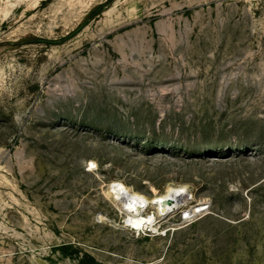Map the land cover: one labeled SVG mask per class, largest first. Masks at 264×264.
I'll list each match as a JSON object with an SVG mask.
<instances>
[{"label":"rangeland","instance_id":"obj_1","mask_svg":"<svg viewBox=\"0 0 264 264\" xmlns=\"http://www.w3.org/2000/svg\"><path fill=\"white\" fill-rule=\"evenodd\" d=\"M0 264H264V0H0Z\"/></svg>","mask_w":264,"mask_h":264},{"label":"bare ground","instance_id":"obj_2","mask_svg":"<svg viewBox=\"0 0 264 264\" xmlns=\"http://www.w3.org/2000/svg\"><path fill=\"white\" fill-rule=\"evenodd\" d=\"M152 192L153 197L149 198L142 193L134 191L124 183L116 186L113 191V202L123 215V226L131 229L136 234L160 233L161 221L172 215L181 204L186 205L190 199L189 195H186L187 197L183 196L188 193L186 186H168L162 194H158L152 188ZM178 196L185 197L187 201L182 202L180 200L178 202ZM151 207H153V212H147V209ZM197 208H193L188 215H193L195 211V213H198L203 210L202 208Z\"/></svg>","mask_w":264,"mask_h":264},{"label":"water","instance_id":"obj_3","mask_svg":"<svg viewBox=\"0 0 264 264\" xmlns=\"http://www.w3.org/2000/svg\"><path fill=\"white\" fill-rule=\"evenodd\" d=\"M181 198V196H178L177 200H179Z\"/></svg>","mask_w":264,"mask_h":264},{"label":"trees","instance_id":"obj_4","mask_svg":"<svg viewBox=\"0 0 264 264\" xmlns=\"http://www.w3.org/2000/svg\"><path fill=\"white\" fill-rule=\"evenodd\" d=\"M99 9H100V8H99ZM94 13H95V12H94ZM94 13H93V14H94Z\"/></svg>","mask_w":264,"mask_h":264}]
</instances>
